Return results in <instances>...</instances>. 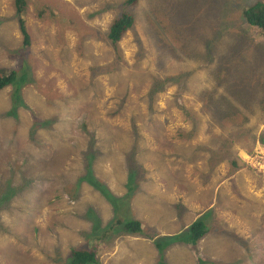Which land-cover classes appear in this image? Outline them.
Masks as SVG:
<instances>
[{"label":"rangeland","instance_id":"obj_1","mask_svg":"<svg viewBox=\"0 0 264 264\" xmlns=\"http://www.w3.org/2000/svg\"><path fill=\"white\" fill-rule=\"evenodd\" d=\"M43 1L40 17L37 1L25 5L33 38L27 50L10 26L14 0H0V67H25L36 80L0 90V197L13 192L11 181L24 186L12 193L11 209L0 211V264H69L71 247L96 248L99 264H264V30L242 14L255 0H139L134 30L117 41L118 52L104 32L126 7L123 0ZM152 26L188 38L186 49H164ZM153 46L172 52L160 58ZM179 53L189 58V74L179 75L182 61L171 57ZM210 69L221 73L217 88ZM228 84L252 90L228 92ZM208 89L240 105L251 96L255 107L239 110L235 126L223 127L209 112L198 121L190 112L200 111ZM236 131L235 141L224 136ZM134 145L145 171L133 179L137 197L119 203L129 200L124 208L140 217L144 231L100 239L120 207L114 215L111 193L84 178L87 165L124 196ZM248 157L263 166L245 179L239 159ZM194 218L212 228L197 245L182 238ZM163 240L159 250L155 242Z\"/></svg>","mask_w":264,"mask_h":264},{"label":"trees","instance_id":"obj_2","mask_svg":"<svg viewBox=\"0 0 264 264\" xmlns=\"http://www.w3.org/2000/svg\"><path fill=\"white\" fill-rule=\"evenodd\" d=\"M37 1V3L33 2L34 5H38L40 8L38 9V13L40 16H43L45 14V7L46 3L43 0H35ZM138 2V0H123V4L126 7H123L120 11V13L115 16L113 18V20L108 24L107 29H106V33H107V37L108 39L112 42V43H116L117 40L120 38L121 35H123V33H125L127 30H134V15L132 14V12L129 10L131 9L132 11H136L137 8L131 6V5H136V3ZM27 0H14V9H15V16H16V20H17V24H18V28L22 34V38H23V42H25V44H29L30 43V37H29V33L27 31L26 28V24H25V20L23 19L24 16L22 14V12H24L25 10V5H27ZM243 16H244V20L249 23L250 25H253L256 28L262 29L264 30V2L261 0H255L252 5H250L249 7L244 8L243 12H242ZM159 16V15H158ZM154 18L152 17V20ZM166 21V20H165ZM155 22V21H153ZM168 22V20H167ZM156 24V22H155ZM164 24V23H163ZM151 29V28H150ZM153 30L155 31H159L155 26H152L151 29V35L153 36V40L158 41L160 43L163 44V48L166 50H172V48L174 46L173 41L176 42V44H178L179 46H184L187 44V40L189 43V39L187 38V40L183 37H179V38H174L173 36H169L166 35L165 33H160V32H153ZM260 37H264V35H260ZM163 38H166L170 44L168 43V41H166L165 43L163 42ZM169 44V45H168ZM154 47V46H153ZM156 49V54H158V56L161 58V54H165V53H170L172 51H165L162 50L158 47H154ZM138 49H142L139 48ZM114 50L118 52L116 45H114ZM211 50V45H208V51ZM179 55H183V56H179ZM179 56V57H178ZM171 57H177L178 61H182V68L180 70V74H189L190 69L192 70V68L188 69V71H186V65L189 61L188 56L184 54H175L172 55ZM190 57V56H189ZM191 59V57H190ZM177 61V62H178ZM125 63H127L126 61H123ZM158 63H162V60L159 61ZM118 62H115L112 64V71L114 73L115 69L118 68ZM122 64V61H121ZM188 66V65H187ZM31 69V68H29ZM106 70H102V73L105 72ZM101 73V72H98ZM220 76V77H219ZM93 78H95L93 76ZM174 76L171 77V79H173ZM208 79H212L214 81H216L217 84H215V88L219 87L220 84H222V80H221V73L216 72L212 69H210V75ZM154 80H158L156 78H154ZM35 78L31 76V71L26 70L25 67H22L21 69H15L13 67H0V90H2L4 87L9 86V85H16L18 88H20L23 84L25 83H35ZM161 83H165L163 84L164 86L167 84L166 81H164L162 78H160L158 80ZM237 87L246 89V90H252L250 85H246V84H233ZM232 85L228 84V88L226 91H230V90H234L236 89L235 86L231 87ZM150 93L152 94L154 92V87L150 89ZM229 99V100H228ZM228 99L223 95V94H214L211 91L206 90L205 96L204 98L201 100V107H200V111L196 114H194L193 112H190V115L194 116L195 118L200 121V117L204 114H208V112L211 115H216L219 116L220 119L218 120V122L222 123V126L224 127V123H230L232 125H238L239 124V120L240 118V113H238L239 111L237 109H240L238 106H236L237 104L235 103L234 99H230L228 97ZM247 103V101L242 105V107ZM17 105H19V103H17ZM220 108V109H219ZM222 111H225V113H222ZM220 127H222L219 124ZM239 127V126H236ZM207 130H209L208 128H206ZM241 130H244L245 128H240ZM245 135L247 136L248 132L245 129L244 130ZM224 136L228 137L229 140L231 141L234 139V141L240 136V133L238 131L235 132V134L231 133V132H227L224 133ZM248 137V136H247ZM251 141L253 140L252 138L248 137ZM264 145V144H263ZM206 148H209V144L208 142L206 143ZM228 145L223 143V145H219L218 148H220V152L219 155H222L224 153L225 148H227ZM245 148V147H244ZM138 151V146L134 145L131 149L129 154L132 155L131 159L132 161L127 162V166L129 169H127L125 167V172L128 173L127 175V180L130 181L129 184L127 185V189L124 193V196H120L117 194H114L107 186L104 185V182L98 180V178H95L93 171H91L90 166L91 163H88L87 167H88V171L85 175L84 178H86V180L88 182H91L92 184L94 183L95 186L97 187H104V191L110 192L111 193V197L108 199L109 203L111 204V212H114L113 214L115 215V212L117 210V207H120V211H118V217H114V219L111 221V223H108L106 228H102L101 230V236L99 237L100 239H104L105 236L109 237L112 234H117L119 232V234H121V230L124 232L123 234H132V235H137L141 232L144 231V228L142 226V221L140 219V217L132 210H126L125 204L128 205L129 200H126L125 203H119L122 200H125V196L127 198H130V200H134V197L136 196V184L135 181H133V179H135V176L138 175V172L140 174L141 177H143V172L145 171V169L143 170V168L141 167V164H139L138 161L141 162L140 157L139 156H135V158H133V154H136ZM250 151V150H248ZM93 153H90L88 155L91 156ZM209 157V156H208ZM232 159V157H227ZM235 160L232 159L231 161ZM209 164V163H208ZM23 174H24V170H23ZM209 175L206 172V181L209 179ZM21 180L25 183H27L29 181V177L27 175H22ZM83 176L81 177V180L84 179ZM14 182V181H13ZM11 181V184H9V189L12 188L13 192L16 191L17 189H21L24 186H22L21 184L15 185V183H13ZM135 184V185H134ZM64 187L65 188H72L70 185H65L64 182ZM12 192V193H13ZM11 194H5L4 196L0 197V211L1 209H11V205L13 202V198L11 197ZM137 197V196H136ZM125 198V199H124ZM38 200V199H37ZM40 200V199H39ZM36 201V199H30V202ZM118 206H117V205ZM96 213V210L94 211ZM97 214V213H96ZM98 217V216H97ZM203 219L198 218L196 220H194L191 224V226L189 227V231L186 230V234H184L185 236H187V238H183V240L185 241H189V243H191L192 245H197L199 244V242L201 240H203V238L205 237V233L207 232V226L206 223H204L202 221ZM82 232L84 233L85 231L83 230H79V233L82 234ZM106 232H109V234L104 235ZM112 232V233H111ZM117 232V233H116ZM165 244V240H163L162 242L156 241V246L158 247V249L160 250V248L162 247V245L164 246ZM166 245V244H165ZM97 249L94 247H71L68 255L66 254V257H69V260H67V263L69 264H99V259L97 256ZM49 251V250H48ZM47 254H53V251H49L47 252Z\"/></svg>","mask_w":264,"mask_h":264},{"label":"clouds","instance_id":"obj_3","mask_svg":"<svg viewBox=\"0 0 264 264\" xmlns=\"http://www.w3.org/2000/svg\"><path fill=\"white\" fill-rule=\"evenodd\" d=\"M123 2V1H122ZM138 2H139V0H138ZM136 3V5H131V6H133V7H137V5L139 4V3ZM13 5H14V3H13ZM40 7L37 5V6H35L34 7V9H35V11H38V9H39ZM26 9H27V7L25 8V10H24V12L26 11ZM46 10H47V7H45V12H46ZM131 12H132V14L134 15V22H135V18H136V13H134V11H132L131 9H129ZM24 12H22V14H24ZM38 17H40L39 16V13H38ZM44 17H41L40 19H43ZM24 20H25V24H26V28H27V31H28V33H29V37H30V43L29 44H25V48L28 50V49H32V47H30L31 46V43L33 44V38H32V34H31V31H29V24H28V16H24V18H23ZM14 20H15V23L11 20L10 21V26L11 27H13V29L17 32V33H19V35H17V38H20L21 37V39H22V34H21V32H20V30H19V28H18V24H17V20H16V17H14ZM245 23H247L246 21H244ZM247 24H249V23H247ZM250 25V24H249ZM251 26H253V25H251ZM254 27V26H253ZM156 28H157V26H156ZM87 29H89V28H87ZM158 29V28H157ZM153 32H160V31H155V30H153ZM163 33H165L166 35H169V36H173L175 39L176 38H179L177 35H176V33H175V31L174 30H168V31H162ZM162 32H160V33H162ZM104 33H106V31L104 32ZM122 36V35H121ZM121 36H120V38H121ZM105 38H106V41L107 40H109L108 39V37H107V33H106V35H105ZM119 38V39H120ZM254 38H256V37H254ZM118 39V40H119ZM117 40V41H118ZM110 41V40H109ZM110 44L112 45V46H114V45H116L117 44V42L116 43H112L111 41H110ZM173 44L174 45H176V42L175 41H173ZM213 49V48H212ZM211 49V50H212ZM210 50V51H211ZM32 76V75H31ZM230 99H232V98H230ZM235 100V103L237 104V105H240V102L237 100V98H235L234 99ZM251 100H254V99H252L251 98V96H250V99L247 101V103L242 107V105H240V106H238L240 109H238V111L239 110H241L243 113H245V112H247V113H249V112H251V108L252 107H255L253 104H251ZM246 102V101H245ZM261 104H264V99H262L261 100V102H260ZM25 107H27V106H25ZM240 112V111H239ZM242 113V114H243ZM41 116H42V114H41ZM20 119H21V117H20ZM56 121H58L57 119H56ZM219 125V124H218ZM220 127V126H219ZM221 128V127H220ZM243 128V127H242ZM19 136H20V131H19ZM62 145H63V143H62V141H58L57 142V145H56V147H55V150H57L58 148H61L62 147ZM43 147H46V145L45 144H43V143H40V148H43ZM90 148V146H88V149ZM54 150V151H55ZM54 151H51V154H53L54 153ZM23 153H24V157H22L23 159H24V161L26 162V163H24V164H26V165H30L32 162L31 161H28L27 160V157H29L30 156V150H27V149H25L24 151H23ZM239 156V155H238ZM40 157H41V159H45L41 154H40ZM240 157V156H239ZM255 158V157H254ZM239 160H241V161H243L244 162V164H242V167L243 166H246V167H244L243 168V170L245 171V172H242L243 173V177L245 178V179H247L248 178V175L251 173L250 172V170L249 169H253V168H256L255 170H257V171H259L260 172V169L262 168V166H260V164L259 163H257L256 165H254V163L253 162H251V158L250 157H248V158H240ZM36 161H38V160H36ZM236 161V159L235 160H233V162H235ZM27 162H29L28 164H27ZM21 163V162H20ZM248 169V170H247ZM252 171V170H251ZM264 173V172H263ZM136 189H139L137 186H136ZM213 206V205H212ZM194 220H196V218H194L193 219V221ZM244 228V227H243ZM212 228H210V229H208V227H207V232L205 233V235L208 233V231H210ZM204 235V236H205Z\"/></svg>","mask_w":264,"mask_h":264},{"label":"water","instance_id":"obj_4","mask_svg":"<svg viewBox=\"0 0 264 264\" xmlns=\"http://www.w3.org/2000/svg\"><path fill=\"white\" fill-rule=\"evenodd\" d=\"M175 46V48H178V44H176V45H174ZM182 47H184L185 49H186V45H184V46H182ZM177 62V61H176ZM208 91H209V89H208Z\"/></svg>","mask_w":264,"mask_h":264},{"label":"bare ground","instance_id":"obj_5","mask_svg":"<svg viewBox=\"0 0 264 264\" xmlns=\"http://www.w3.org/2000/svg\"><path fill=\"white\" fill-rule=\"evenodd\" d=\"M164 201V200H163ZM193 222V221H192ZM192 222L189 224L188 228H187V231H189V227L191 226Z\"/></svg>","mask_w":264,"mask_h":264}]
</instances>
